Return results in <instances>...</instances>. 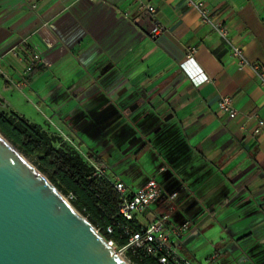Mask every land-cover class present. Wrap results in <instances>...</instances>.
<instances>
[{"label":"crops","instance_id":"obj_1","mask_svg":"<svg viewBox=\"0 0 264 264\" xmlns=\"http://www.w3.org/2000/svg\"><path fill=\"white\" fill-rule=\"evenodd\" d=\"M201 1L264 69V0ZM140 2L155 14L140 13ZM154 21L165 28L157 37L148 35ZM189 47L196 52L187 61ZM33 53L41 63L27 74ZM223 96L234 119L218 110ZM20 97L43 130L56 128L80 145L93 136L98 142L86 152L109 166L112 180L135 190L153 178L163 197L141 223L173 206L172 224H190L179 246L185 258L193 262L213 231L211 261L264 264V127L253 135L264 122V88L250 70L237 69L229 47L185 0H0V101L35 124L15 111ZM137 114L154 138L133 156L127 142L144 140L132 123ZM144 154L153 165L146 177L132 163Z\"/></svg>","mask_w":264,"mask_h":264},{"label":"water","instance_id":"obj_2","mask_svg":"<svg viewBox=\"0 0 264 264\" xmlns=\"http://www.w3.org/2000/svg\"><path fill=\"white\" fill-rule=\"evenodd\" d=\"M0 264H127L1 133Z\"/></svg>","mask_w":264,"mask_h":264},{"label":"built area","instance_id":"obj_3","mask_svg":"<svg viewBox=\"0 0 264 264\" xmlns=\"http://www.w3.org/2000/svg\"><path fill=\"white\" fill-rule=\"evenodd\" d=\"M93 1V0H90ZM186 4L196 10L200 15V22L208 26L216 33L229 47L231 56L235 61V65L239 71L250 70L257 77L259 85L264 88V69L255 63H251L244 55L240 46L234 44L230 39L229 28L222 22L218 21L209 10L205 3L201 0H185ZM140 13H146L150 16L155 14V8L152 5L140 2L138 7ZM165 30L164 26L158 21H154L148 35L151 37L159 36ZM25 42V41H23ZM195 48L189 47L185 50L186 60H191L195 54ZM13 55L17 53L13 51ZM20 61L24 59L20 58ZM41 63L40 55L33 53L25 66V73L29 74ZM182 68L186 70L185 64ZM188 76L196 85L195 78L189 73ZM205 82L212 83V80L205 79ZM2 105V102L0 101ZM218 110L226 115L228 119H234L237 116V110L232 104L229 97L223 96L217 103ZM264 127V122L258 120L253 130V135H258ZM87 163L92 168V175L96 178H102L110 182L119 199V213L127 222H136L139 229L136 231L127 229L125 234L127 242L125 245L116 246L114 242L107 241L109 246L127 263L134 264L128 254H141L144 257L156 259L159 264H193L191 260L185 258L179 252V246L184 242L186 233L190 229L189 222H184L180 226L171 222V216L174 211L170 206L168 211L154 221L146 224L141 223V219H145L144 212L154 203L162 199L163 192L157 182L150 178L144 185L133 190L130 186L119 180H112L110 170L106 166L97 165L91 159H87ZM175 195L170 196L173 200ZM68 202L73 200L72 194H68L65 198ZM97 230V229H96ZM108 233L112 232V228L106 229ZM99 232V230H97Z\"/></svg>","mask_w":264,"mask_h":264},{"label":"trees","instance_id":"obj_4","mask_svg":"<svg viewBox=\"0 0 264 264\" xmlns=\"http://www.w3.org/2000/svg\"><path fill=\"white\" fill-rule=\"evenodd\" d=\"M0 133L24 157L38 156L39 172L47 173L49 181L63 195L72 194L70 203L77 206L106 241H112L116 246L125 245L128 239L125 230L139 229L136 222H127L120 215L119 199L110 182L93 177L87 161L67 148L60 138L49 135L40 126L15 113L2 110ZM88 158L97 165L101 163L91 152ZM108 227L112 228L111 233L106 231ZM128 256L134 264H159L156 259L141 254L129 253Z\"/></svg>","mask_w":264,"mask_h":264},{"label":"rangeland","instance_id":"obj_5","mask_svg":"<svg viewBox=\"0 0 264 264\" xmlns=\"http://www.w3.org/2000/svg\"><path fill=\"white\" fill-rule=\"evenodd\" d=\"M6 99H9L6 95H3ZM29 97L32 98L31 95H29ZM10 100V99H9ZM18 103L20 104L18 106V108H16V112L20 115H25L29 120L32 119V121L39 125L40 127H44V123L43 121L41 120L42 118L36 114V111L35 109L32 107V105H30V103L26 102V100L22 97H20V99H18ZM0 110L4 111V112H7V109L4 107V105L0 104ZM28 113L30 114L31 113V116L28 115ZM140 117H145L144 115H141V114H137V115H133L131 118H132V123H133V126L139 122V125L136 126V131L138 133V136L142 135L144 137V140L139 142L136 141V142H133V144H129V141L133 140L134 137L129 140L126 144L125 147L127 148H130V154H133L134 156V152L136 150H138L142 145L143 143H147L148 141L150 143V146L153 144V131L149 130L148 129V126H146V122L145 119H143V124L142 125V121H137L138 118ZM48 134L49 135H54V136H57L58 138H60L61 142L64 143V145L77 152L82 158L84 161H87L88 159V154L86 151H88V149L90 147H93L92 145H94L95 143H97L98 141H95L93 139V136L91 137V139H93L91 142V139L88 138V140L86 139L85 142H83L82 145L79 144V141L76 140V142L72 139V138H66L64 136V134L62 132H60L59 130H57L56 128H52V129H48L47 130ZM94 133L96 135H101V134H105L107 132L103 131V132H100V131H94ZM92 135H93V132H92ZM145 141V142H144ZM80 145V147L78 146ZM56 147L58 146V144L55 145ZM150 149V148H149ZM27 159V161L32 164L37 170L38 168L40 167L39 165V159H38V156H32V157H25ZM133 159H131L130 161H134L135 157H132ZM107 163L108 165H112V161L110 160H107ZM133 164H138V168H140V172L142 174V176L146 177L147 175H149V173H151L152 171V163L148 157L147 154H144L140 157H138L137 161L136 162H132ZM109 167V166H107ZM47 180H49V175L45 172H42L41 173ZM123 180H125L126 182H129V183H132L131 180L129 178H126L124 177ZM54 186V185H53ZM55 187V186H54ZM56 188V187H55ZM57 189V188H56ZM58 190V189H57ZM59 191V190H58ZM60 192V191H59ZM61 193V192H60ZM61 195H63L61 193ZM63 197H67V195H63ZM78 212H79V209L77 208V206H74L73 204H71ZM84 218H86L85 215H83L81 212H79ZM146 215V217H148V219H151L152 218V211L150 209H146L145 212H144V216ZM87 219V218H86ZM87 221L89 222V220L87 219ZM141 221L143 222V220L141 219ZM90 223V222H89ZM201 239H203V242L199 243L196 247V253H195V257H194V260H193V264H239L237 262V259L235 258H229V262L227 261L226 258L222 257V258H219L217 259L216 261H211V257L214 255V251H215V246H216V241H217V238L215 237L214 235V232H210L208 234H206L205 236H203ZM212 241L215 242L214 244H212ZM180 252V251H179Z\"/></svg>","mask_w":264,"mask_h":264}]
</instances>
